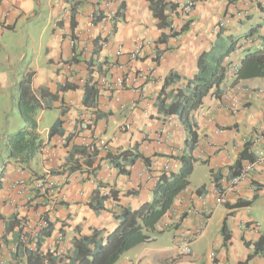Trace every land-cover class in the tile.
<instances>
[{"label":"crops","instance_id":"obj_1","mask_svg":"<svg viewBox=\"0 0 264 264\" xmlns=\"http://www.w3.org/2000/svg\"><path fill=\"white\" fill-rule=\"evenodd\" d=\"M106 1L10 0L14 9L6 18L8 6L0 5V91L9 86L16 87L20 82L21 78L16 80L15 77L19 68L16 65L22 58L23 38L33 41V32L40 31L36 58L23 75L33 73L35 94L42 99L45 107L39 111L40 115H36L38 134L42 140L40 152L29 167L21 168L12 163L3 175L0 241H3L1 237L5 219L16 211L5 199L6 191L14 181L21 178L28 180L21 175L22 169L38 178L50 172L61 184V193L65 195L66 201L50 214L55 228L53 236L46 241V247L54 248L57 239L62 237L61 242L58 240L60 252L72 249L74 239L91 235L95 229L104 230L105 236L118 224L124 211L135 210L151 201L155 178L165 171L166 166L179 171V157L185 150V131L179 118L172 115L173 120L168 122V116L159 111L160 101L179 91L193 89L192 80L198 72L199 56L210 49L221 31L237 39L248 28H255V23L260 20L256 27L259 24L262 27L254 34L264 33V0L251 6L249 15L243 21H234L228 28H220L219 20L234 16L238 10H245L244 1L203 0L185 23L188 30L178 37L170 35L169 25L160 26L147 0H109L116 12L123 1L126 8L124 17L117 23V29L108 35L113 30V22L104 20L94 24L91 20V15L102 9ZM72 18L76 23L74 31ZM168 22L170 24L171 18ZM19 29L24 32L21 34ZM98 36L109 40L99 60L103 62L107 59L108 67H112L100 82L103 78L112 81L125 74L126 87L104 90L99 86L97 106L86 108L83 105L84 86L81 80L87 78V65L85 62L68 64L73 51L71 41L76 42L78 53L82 52L83 57L89 58L93 41ZM46 37L47 43L44 44ZM139 38L154 41L156 50L162 56L153 78L140 79V75L145 74L153 64L151 49L146 48L136 62L130 63L128 59L127 53L134 49L135 41ZM119 48L124 49V55L118 54ZM14 51L18 53L13 54ZM120 66L123 68L119 69ZM135 78L138 83L133 82ZM233 82L234 78H231L226 85ZM66 83L78 87L61 91L60 88ZM236 85L235 93L242 105L238 116H232L221 107L220 100L210 97L195 112L200 138L194 152L197 159L194 170L198 164L207 165L210 182L201 185H191L190 182V186L176 199L173 212L158 225L159 231L154 234V240L123 254L118 264H239L246 262L253 252V248L246 244L254 243L264 236V161L254 156L255 168L248 179L238 186V193L228 187L222 202H218L219 195L212 186L214 180L230 170L246 146L249 147L247 140L259 126L260 114L264 110V98L257 94L259 89L264 90V79H252ZM47 111L55 112L53 125L59 118L64 121V136L50 138L49 131L53 125L41 129V120ZM125 124L131 125L127 132L121 129ZM160 133L163 134L161 143L157 141ZM71 135L74 137L68 141ZM85 136L104 139L112 152L130 150L139 153L148 158L151 164L147 166L140 160L130 168V173L119 174L105 160L101 161L106 155L100 154L92 167L84 165L82 171L69 175V154L73 147L81 145V139ZM63 140L66 143H62ZM46 152L51 155L49 159L44 156ZM100 162L101 167L95 170ZM81 173L86 175L82 176ZM142 173L146 175L141 176ZM201 187L202 190L197 193ZM110 190L118 192V199L108 200L105 209L96 213L90 207L96 191L104 195ZM239 201H250L252 204L232 208ZM22 206L20 204L17 208L20 215L31 216L33 212L26 213ZM40 210L38 208L37 213ZM166 222L171 223L167 229L164 228ZM251 223L260 225L259 235L252 227H248ZM224 224L231 236L227 243L222 235ZM180 234L185 235L186 240H192L191 255L182 254L175 238ZM197 235L198 239L194 240ZM0 256L9 257V252L0 247ZM248 264H264V256H256Z\"/></svg>","mask_w":264,"mask_h":264},{"label":"trees","instance_id":"obj_2","mask_svg":"<svg viewBox=\"0 0 264 264\" xmlns=\"http://www.w3.org/2000/svg\"><path fill=\"white\" fill-rule=\"evenodd\" d=\"M150 2V9L155 18L160 21L161 27L169 25L168 19L175 5L171 0H147ZM126 3L123 1L119 6L116 16L113 19V32L117 29V23L124 17ZM105 19L103 15L94 18V24H98ZM188 25L184 26L180 33L170 34L172 37H178L188 30ZM169 27V26H168ZM259 27L262 25L259 24ZM259 27L249 30L245 35L238 36L237 39L224 35L221 31L216 40L211 44L208 51H204L198 59V72L192 80L193 89L191 91H179L174 96L164 98L158 104L159 111L167 116H176L179 118L185 131V150L179 157L181 168L179 171H163L157 176L156 184L153 189V198L149 202L143 203L135 210H126L118 220V224L113 230L105 236L104 230H93L91 235L76 238L73 241V248L67 252H60L59 246L55 248L46 247V241L53 236L55 223L48 221L47 227L39 231L37 237L27 235V239L22 240L26 218L19 219L14 214L5 219V228L3 237L0 241V247L4 245L14 246L9 257H5L4 262L0 264H118L123 254L135 248L138 245L152 242L154 234L158 233V225L167 217L180 194L190 186V177L194 172L197 159L194 152L199 143V134L195 112L200 108L207 98L220 100L226 83L233 78L231 66L233 64V53L238 42L248 36L258 32ZM76 28L74 18H72V30ZM259 41L253 47L244 50L240 60V66L233 83H240L252 79H264V33L257 34ZM74 38V37H73ZM109 42L108 38L98 36L93 41L92 52L89 58L83 57L82 52L73 49L75 56L68 64H80L85 62L87 65V78L85 79L83 105L86 108L97 106L100 98V79L106 77L111 70L108 67V61L99 60L104 46ZM97 76V77H96ZM137 77V76H136ZM33 73H26L17 84L19 90L18 111L24 121V127L10 136L5 144L7 149V160L4 164V171L0 174V191L3 184L4 172L9 164H14L21 168L29 167L30 163L36 158L42 148V140L38 134L37 113L42 110L44 103L42 99L37 98L32 84ZM125 78V74H124ZM126 87V78L124 79ZM78 86L66 83L61 87V91L76 89ZM170 100V103L167 101ZM47 108V107H46ZM64 121L58 119L50 128L49 137L56 135L64 136L62 125ZM85 129V127H82ZM92 128V127H91ZM71 135L67 140L73 139ZM101 151L91 145L90 150L84 147L75 146L67 159L68 174L82 170V165L75 161L78 155L84 159V165L92 167L98 160ZM108 165L119 172V174L130 173V168L142 160L149 166L150 160L144 158L139 153L130 150L110 152L105 158ZM243 160L253 161L249 153V147L243 150L238 160L230 170L233 174L239 172ZM101 167V162L95 170ZM43 179V178H41ZM203 187L197 190L199 193ZM97 198L90 202V207L100 213L105 209V203L108 200H117L118 192L110 190L108 195H100L96 191ZM252 202L239 201L232 208H241L251 206ZM179 227V224L175 226ZM161 232V231H160ZM222 235L227 243L231 236L226 224L222 228ZM253 248V252L248 256L246 262L239 264H248L256 256H264V236L259 237L254 243L246 244Z\"/></svg>","mask_w":264,"mask_h":264},{"label":"built area","instance_id":"obj_3","mask_svg":"<svg viewBox=\"0 0 264 264\" xmlns=\"http://www.w3.org/2000/svg\"><path fill=\"white\" fill-rule=\"evenodd\" d=\"M83 2H90L93 0H81ZM203 0H176L174 3L175 8L170 14L171 22L169 24V31L171 34L174 33H180L183 29V26L186 22L189 21L191 16L196 12V9L198 5ZM244 1V7L245 10L243 11H236L234 16L230 17H223L219 20V26L220 28H228L230 27L234 21L241 22L243 19L246 18L247 15H249V9L253 5H258L261 0H243ZM7 5L8 11L5 14V18L9 16L11 10H13V6L10 3V0H0V5ZM99 15H103L105 17L104 20H108L109 22L114 23V18L116 16V11L112 8V3L108 0L103 5L102 9L97 10L94 14L91 15V20L93 22L94 18ZM103 20V21H104ZM1 28V26H0ZM113 30L108 32V35H111ZM259 41V37L257 34H253L252 36H248L244 38L243 41H239L238 44L235 46V50L233 53V64L231 66V73L233 75V78L235 79V76L238 72L239 66H240V60L243 55V52L245 49L253 47L255 44H257ZM106 47V45L104 46ZM71 48H76V42L74 40L71 41ZM151 49V60L153 62L152 66L147 69L145 74L140 75V79L142 78H153L157 73V63H159L162 60V56L160 53L156 50V44L152 40L148 39H136L134 49L127 53L128 59L130 63L136 62L139 60L141 55H143V52L145 49ZM119 55H124L125 51L123 48H119L118 50ZM75 56V53L72 51L71 59ZM123 67H119L121 69ZM138 80L135 78L133 80L134 83H136ZM82 83H84V80H81ZM124 75H119L118 77L114 78L112 81H108L105 78H103L100 82V86L104 90L109 89H122L124 87ZM138 83V82H137ZM236 83L233 84H227L225 86V91L220 99V105L223 109L228 111L232 116L236 117L238 116L242 111V105L239 99V96L235 93ZM240 89V87H238ZM257 94L264 98V90L259 89L257 91ZM260 124L258 127L255 128L253 131L251 137L247 140V144L250 148V154L252 157H256L260 159L261 161H264V110L260 114ZM173 120V116H168L167 121L171 122ZM122 131L127 132L131 129L130 124L122 125L121 127ZM81 145L78 147H84L87 150H90L91 145H95L100 151L101 154L108 155L111 151L110 145L107 141L104 139H97L93 136H85L81 139ZM157 141L161 143L163 141V134L157 135ZM62 143H66V140H63ZM46 155V158H50V153L46 152L44 156ZM75 161H78L82 165V169L84 166V161H82V158H80L78 155L74 158ZM255 168V162L250 160H243L242 161V167L239 170L238 173L233 174L235 171H227L226 174L222 175L218 180H214L212 183V186L216 189V192L219 195L218 202H222L224 196L226 193V189L228 187H231L234 189L236 193H238V186L245 182L249 174L254 170ZM172 170L169 166L165 167V171ZM82 171V170H81ZM80 172V171H78ZM21 175L26 177L28 180H22L18 179L14 181L7 189L6 195L7 202L13 206L16 211L13 212L12 215L16 214L19 219L26 218V223L24 225V231L22 234V240L27 239V235H31L33 238L37 237L39 231L47 227L48 221H51L50 214L52 212H55L58 210L59 206L66 201L65 195L61 193L62 188L61 184L56 181L53 177V174L45 173L42 178H38L35 174L27 173L25 169H22ZM82 176L86 175V173H81ZM146 175L145 173H142L141 176ZM218 186L222 188H218ZM104 195H108V192L106 191ZM1 195H0V202H1ZM22 204L23 208L27 212H33L31 216L28 214L20 215L19 211H17L18 205ZM41 209L39 213H37V209ZM37 214L36 218L35 214ZM173 210H171V213ZM47 217V218H46ZM170 222L164 223V228L167 229L170 226ZM248 227H252V230L259 235L260 233V225L258 223H251ZM4 228H5V222H4ZM198 235L194 237V240L198 239ZM177 239V242H179L182 254L184 255H191V242L192 240L188 241L185 238V235L180 234L175 237ZM58 240L59 242L62 241V237L57 239L56 245L58 246ZM55 248V247H54ZM3 249L7 250L9 253L13 251L14 246H8L4 245ZM5 257L0 256V262H4Z\"/></svg>","mask_w":264,"mask_h":264},{"label":"rangeland","instance_id":"obj_4","mask_svg":"<svg viewBox=\"0 0 264 264\" xmlns=\"http://www.w3.org/2000/svg\"><path fill=\"white\" fill-rule=\"evenodd\" d=\"M260 20L257 21V23ZM255 23L256 25H258ZM255 25V27H256ZM21 34L24 32L22 29H19ZM249 32V28L247 31L243 32V35ZM32 40L26 41L23 38L22 43V58L18 61L17 67H19L16 71V80L19 78H23V73L26 71L29 66L32 65L33 60L36 58L37 51L40 46V38L41 32L35 30L32 34ZM241 39L240 41H243ZM47 43V37L44 40V44ZM18 53V51H14L13 54ZM44 59V51L42 50L41 60ZM18 98H19V90L16 85L9 86L0 91V174L2 170L4 171V164L7 160V149L5 148V144L8 138L20 129L24 127V121L21 118L18 111ZM40 115V112L37 114ZM55 112L47 111L41 120V129L50 128L55 122ZM10 167V164L7 168ZM6 173V171L4 172ZM191 185H201L208 184L210 182V171L207 165L198 164L196 170H194L193 175L190 178Z\"/></svg>","mask_w":264,"mask_h":264}]
</instances>
